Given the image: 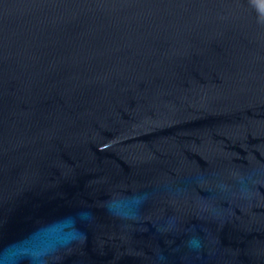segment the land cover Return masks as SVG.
Segmentation results:
<instances>
[{"label": "water", "instance_id": "obj_1", "mask_svg": "<svg viewBox=\"0 0 264 264\" xmlns=\"http://www.w3.org/2000/svg\"><path fill=\"white\" fill-rule=\"evenodd\" d=\"M0 264H264V0H0Z\"/></svg>", "mask_w": 264, "mask_h": 264}]
</instances>
